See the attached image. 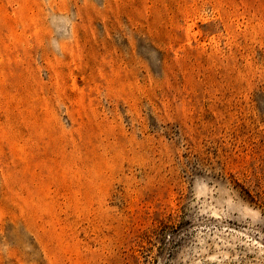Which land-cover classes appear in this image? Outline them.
Listing matches in <instances>:
<instances>
[{
    "label": "rangeland",
    "instance_id": "rangeland-1",
    "mask_svg": "<svg viewBox=\"0 0 264 264\" xmlns=\"http://www.w3.org/2000/svg\"><path fill=\"white\" fill-rule=\"evenodd\" d=\"M0 264H264V0H0Z\"/></svg>",
    "mask_w": 264,
    "mask_h": 264
}]
</instances>
